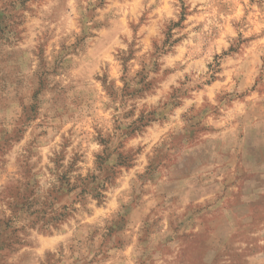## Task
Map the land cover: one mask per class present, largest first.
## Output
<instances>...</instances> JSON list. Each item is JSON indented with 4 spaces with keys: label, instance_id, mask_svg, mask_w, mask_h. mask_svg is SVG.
Here are the masks:
<instances>
[{
    "label": "clouds",
    "instance_id": "obj_1",
    "mask_svg": "<svg viewBox=\"0 0 264 264\" xmlns=\"http://www.w3.org/2000/svg\"><path fill=\"white\" fill-rule=\"evenodd\" d=\"M0 264H264V0H0Z\"/></svg>",
    "mask_w": 264,
    "mask_h": 264
}]
</instances>
